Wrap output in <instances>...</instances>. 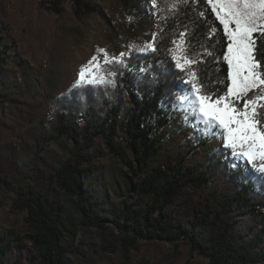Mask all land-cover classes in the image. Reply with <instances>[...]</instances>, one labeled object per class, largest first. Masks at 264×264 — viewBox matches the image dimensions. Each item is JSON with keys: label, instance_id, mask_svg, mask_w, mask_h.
Here are the masks:
<instances>
[{"label": "trees", "instance_id": "obj_1", "mask_svg": "<svg viewBox=\"0 0 264 264\" xmlns=\"http://www.w3.org/2000/svg\"><path fill=\"white\" fill-rule=\"evenodd\" d=\"M115 2L109 16L95 0H21L29 23L53 17L48 42L28 50L0 0V264H180V246L208 264H264V176L176 103L190 70L213 98L227 92L223 26L204 0ZM93 14L123 63L105 66L114 85L67 88L66 38ZM148 30L156 51L142 47ZM182 32L199 61L184 71ZM140 242L172 250L149 256Z\"/></svg>", "mask_w": 264, "mask_h": 264}, {"label": "snow or ice", "instance_id": "obj_2", "mask_svg": "<svg viewBox=\"0 0 264 264\" xmlns=\"http://www.w3.org/2000/svg\"><path fill=\"white\" fill-rule=\"evenodd\" d=\"M204 2L211 7L215 19L223 26V35L229 42L223 59L228 64L227 78L230 84L224 95L213 98L199 82L195 70H190L186 81L190 88L185 94L177 96L176 103L183 110L189 125H204L199 129L201 135L214 136L213 129L219 126L223 130L221 135L226 141L225 146L232 150V154L246 159L257 173L264 176V61L257 59L258 37L254 35L259 33L260 37H264V0ZM204 15V12L200 13L201 17ZM215 31V28L210 29V36ZM186 37L187 33L182 32L179 41H173L176 44L173 59L181 71L199 63L187 55ZM147 47L156 51L154 40ZM98 53L103 54V60L100 55H93L80 68L75 87L114 85V80L107 77H114L117 73L105 66L123 63L125 54L110 57L104 49H98ZM236 100H243V106L237 107Z\"/></svg>", "mask_w": 264, "mask_h": 264}, {"label": "rangeland", "instance_id": "obj_3", "mask_svg": "<svg viewBox=\"0 0 264 264\" xmlns=\"http://www.w3.org/2000/svg\"><path fill=\"white\" fill-rule=\"evenodd\" d=\"M95 3L109 16L113 15L118 10L115 0H95ZM20 5H22L21 0H12L13 36L20 39L28 50L31 46L46 44L48 42L47 38L51 32L53 17L43 15L38 20L29 23V17H24V12H21ZM108 36L109 30L104 19L97 14H93L86 19L82 36L79 38H66L64 44L65 59L63 70L67 88L75 85L80 68L87 64L93 55H100L101 61L103 60V54L98 53V49L106 50L110 57H120L122 51L117 50L111 44ZM142 38V47L147 48L150 40L149 30L142 35ZM213 131L215 135H210V142L214 145L222 144L225 146L226 141L224 136L221 135L223 130L219 126H216ZM7 138L6 130L0 126V143L6 141ZM193 205L199 206V200H196ZM138 246L141 251L149 256H155L159 253L172 250L170 245L162 243L140 242ZM179 250L182 254L180 264H208L207 261L190 253L184 246H180ZM108 258L111 261L117 260L116 256H110L104 259L108 260Z\"/></svg>", "mask_w": 264, "mask_h": 264}]
</instances>
